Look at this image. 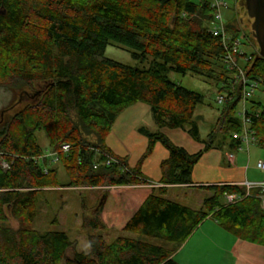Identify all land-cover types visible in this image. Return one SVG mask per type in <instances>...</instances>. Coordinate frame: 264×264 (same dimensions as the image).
I'll return each instance as SVG.
<instances>
[{"label": "trees", "instance_id": "trees-1", "mask_svg": "<svg viewBox=\"0 0 264 264\" xmlns=\"http://www.w3.org/2000/svg\"><path fill=\"white\" fill-rule=\"evenodd\" d=\"M213 14L209 3L192 0H0V85L17 91L22 86L40 87L35 101L22 111L0 116V264H180L174 254L208 218L234 237L264 246L258 189L194 186V168L213 148V133L204 151L190 154L161 132L142 129L149 146L134 169L106 145L118 116L137 103L150 106L160 129L189 126V135L201 141L194 116L204 97L178 85L169 74L198 75L214 81L218 95L231 92L235 81L223 61L222 39L210 31ZM240 22L236 12L228 32L238 37ZM111 44L131 50L141 63L152 58L149 67L106 59ZM258 51L244 70L264 90V58ZM240 102L237 89L215 125L234 150L241 146L234 135L245 128L237 115ZM250 102L248 129L255 137L253 144L264 148V104ZM39 131L46 132L67 184L60 182L58 168L48 167L37 141ZM159 142L170 154L161 163V179L154 183L141 167ZM64 145L70 146L69 152L62 151ZM109 157L123 166L107 164ZM143 185L153 191L123 227L124 235L108 242L91 233L89 253L76 252L69 259L74 243L66 232L33 227L47 189ZM178 186L213 195L193 209L168 198L169 188ZM227 196H236L235 202L226 204ZM106 200L105 194L98 216L85 224L92 232L104 229L99 213ZM10 219L18 222V229L7 225Z\"/></svg>", "mask_w": 264, "mask_h": 264}, {"label": "rangeland", "instance_id": "rangeland-1", "mask_svg": "<svg viewBox=\"0 0 264 264\" xmlns=\"http://www.w3.org/2000/svg\"><path fill=\"white\" fill-rule=\"evenodd\" d=\"M192 1L196 4L201 2V0ZM233 6L231 4L230 9L226 10L223 14L226 23H230L232 17L237 12L238 19L241 21L239 24L240 29L243 33L245 32L250 36L251 27L247 24L245 11L243 9L238 11L239 7L235 9ZM248 39L251 41L253 48L250 45L243 48L247 52H251L252 50L258 51L256 42L252 38ZM105 58L139 68L149 67L152 61V58H148L144 63H141L133 58L131 50L114 44L107 47ZM169 78L183 88L197 92L204 97V102L197 107L194 116V120L199 127L201 141L197 142L189 135V126H186L184 129H160L155 123L150 106L146 103H137L118 116L112 127V131L106 138L107 147L115 155L126 158L129 167L134 169L141 161L149 146V138L142 133V129H146L151 133L161 132L173 144L186 149L190 154L204 151L206 145L213 139V148L204 154L194 168L192 176L193 182H210L209 185H218V181H224L225 183L227 180H234L237 177L243 178L246 181V175L249 172V180L264 183V171L257 169L258 162H264V148L256 143L251 144L249 149L243 146L242 149L244 151L231 149L229 142L215 129L217 119L223 109L216 102L219 86L214 81L193 74L181 75L171 72ZM39 89L40 87L37 85L34 89L22 86L17 91L0 85V116L2 112H5L4 117L8 118L22 111L27 104L35 101ZM250 101H258L264 104L263 88L259 87L252 98L249 99V103H251ZM12 105L14 106L10 108ZM242 107L243 104H239L237 114L242 111ZM212 133L214 137L211 139ZM36 137L44 155L48 156L51 148L50 140L46 132L39 131ZM169 154L168 149L162 143H157L152 155L142 163L141 171L143 175L151 182H159L162 176L161 163L168 159ZM229 155L237 157L238 160L235 166H232L228 160ZM47 164L48 167L58 168L60 182L67 184L69 180L65 169L60 167L58 162H53L52 158L47 160ZM242 166H245V170H243ZM155 186L159 187L158 184ZM128 187H62L52 190L47 189L40 201L41 203L39 204L33 227L41 232L49 230L66 232L74 243V247L67 254V258L69 259H72L76 252L89 253L91 251L89 241L91 233L103 235L108 242L124 235L122 233V224L128 215V211L126 210L125 213L120 214V209L117 212L115 209L117 204L120 203L118 201V197L121 196L120 194L122 196L124 195L123 200L127 198V194L123 190ZM130 187L132 188V186ZM132 190L134 189H130V191ZM147 190V192L151 191L152 193L153 187L150 186ZM105 194L108 202L99 213L104 229L92 232L89 228L85 227V224L88 220L98 216L101 200ZM212 195V193L204 189L187 186L171 187L168 192V198L170 200L193 209H200L203 201ZM235 200L236 196H227L225 203L232 204ZM54 221H56L57 225L53 224ZM7 225L15 230L19 228L18 222L13 219H10ZM150 242L162 245L159 241L150 240ZM166 247L171 249L172 246L166 245ZM63 264H66V262Z\"/></svg>", "mask_w": 264, "mask_h": 264}, {"label": "crops", "instance_id": "crops-1", "mask_svg": "<svg viewBox=\"0 0 264 264\" xmlns=\"http://www.w3.org/2000/svg\"><path fill=\"white\" fill-rule=\"evenodd\" d=\"M242 148L243 146H240L237 151H244ZM230 156L233 155H229L228 160ZM237 160V157L233 156L231 165L235 166ZM242 168L245 170V166ZM193 183L194 186H199L209 185L210 182ZM246 183L264 184L249 180V172L246 175V181L237 177L225 183L218 181L217 184L245 186ZM149 188L150 186L147 185L125 188L123 191L127 194L126 201L122 199L124 195L120 194L121 196L118 197L120 203L117 204L115 211L120 209V214L128 211L122 224L123 227L151 194V191L147 192ZM130 189L134 190L130 191ZM173 258L180 264H264V246L240 240L226 232L215 220L208 218L187 243L174 254Z\"/></svg>", "mask_w": 264, "mask_h": 264}, {"label": "built area", "instance_id": "built-area-1", "mask_svg": "<svg viewBox=\"0 0 264 264\" xmlns=\"http://www.w3.org/2000/svg\"><path fill=\"white\" fill-rule=\"evenodd\" d=\"M209 3L211 8L214 10L213 14V23L210 25V31L216 35H219L222 39L224 46V64L226 70L231 73V78L234 79L235 85L231 88V92L229 94H219L217 96V104L220 106L225 105L227 102H230L233 97H235L236 90L239 89L241 94V102L243 104L242 111L237 114L243 121L245 126L242 134L234 135V138L240 140L241 146H245L249 149L250 145L255 143V137L249 131L248 125L249 120L247 119V103L249 99L255 94V92L259 89L260 83L258 81H253L248 79L247 74L244 70V65L252 59V53L247 52L243 47L250 45L251 41L248 39L245 33H240L238 37L234 36L232 33H229L227 30V24L223 14L226 10L230 9L231 4H235L237 6V0H201ZM235 6V7H236ZM238 87V88H236ZM62 151L67 153L70 150L69 145L62 146ZM47 160L52 158L53 162H58L57 153L50 152L48 156H45ZM233 156L229 157L230 163H233ZM116 163L119 167H122L120 161L115 160L114 158L109 157L107 164ZM4 167H7L6 164H3ZM257 168L260 171H264V162L260 161L257 164ZM248 191L253 189H258L260 192V200H261V208L264 210V184H245ZM234 199V197H232Z\"/></svg>", "mask_w": 264, "mask_h": 264}, {"label": "water", "instance_id": "water-1", "mask_svg": "<svg viewBox=\"0 0 264 264\" xmlns=\"http://www.w3.org/2000/svg\"><path fill=\"white\" fill-rule=\"evenodd\" d=\"M244 5L249 18L253 20L251 29L259 45L260 56L264 57V0H244ZM2 13L6 14L5 11Z\"/></svg>", "mask_w": 264, "mask_h": 264}, {"label": "flooded vegetation", "instance_id": "flooded-vegetation-1", "mask_svg": "<svg viewBox=\"0 0 264 264\" xmlns=\"http://www.w3.org/2000/svg\"><path fill=\"white\" fill-rule=\"evenodd\" d=\"M242 8H241V7ZM239 10L238 11H240L241 9H243L244 11H245V14H246V17H247V24H249L250 25V27L252 28V23H253V20H251L250 18H249V16H248V14H247V10H246V7H245V5H244V0H242L241 2H240V4H239ZM240 13V12H239ZM250 37L252 38V40H254L255 42H256V44H257V46H258V49H259V45H258V43H257V41H256V39L254 38V35H253V32H252V29L250 30ZM250 38V39H251ZM258 53H259V56H260V49H259V51H258ZM260 57H262V56H260ZM262 58H264V57H262Z\"/></svg>", "mask_w": 264, "mask_h": 264}]
</instances>
